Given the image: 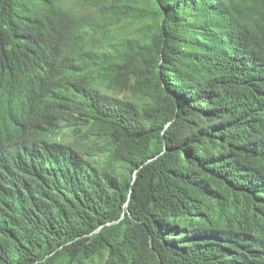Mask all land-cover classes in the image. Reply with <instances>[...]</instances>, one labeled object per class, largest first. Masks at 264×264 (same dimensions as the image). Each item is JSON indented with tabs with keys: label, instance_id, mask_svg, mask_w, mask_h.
I'll return each mask as SVG.
<instances>
[{
	"label": "trees",
	"instance_id": "trees-1",
	"mask_svg": "<svg viewBox=\"0 0 264 264\" xmlns=\"http://www.w3.org/2000/svg\"><path fill=\"white\" fill-rule=\"evenodd\" d=\"M0 264H264V0H0Z\"/></svg>",
	"mask_w": 264,
	"mask_h": 264
},
{
	"label": "bare ground",
	"instance_id": "bare-ground-1",
	"mask_svg": "<svg viewBox=\"0 0 264 264\" xmlns=\"http://www.w3.org/2000/svg\"><path fill=\"white\" fill-rule=\"evenodd\" d=\"M15 231V230H14Z\"/></svg>",
	"mask_w": 264,
	"mask_h": 264
}]
</instances>
